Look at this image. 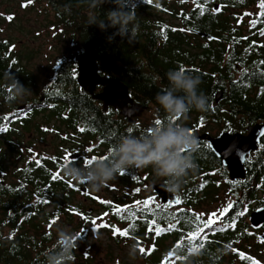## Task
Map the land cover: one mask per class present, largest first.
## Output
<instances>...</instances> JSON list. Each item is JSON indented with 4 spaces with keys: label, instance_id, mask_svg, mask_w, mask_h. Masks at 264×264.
Instances as JSON below:
<instances>
[{
    "label": "trees",
    "instance_id": "1",
    "mask_svg": "<svg viewBox=\"0 0 264 264\" xmlns=\"http://www.w3.org/2000/svg\"><path fill=\"white\" fill-rule=\"evenodd\" d=\"M32 2L38 5L45 3L46 9L53 15V28L60 31V37H63L60 39L71 45L69 51L77 46L76 55L89 52L101 76L120 80L141 100L143 95L160 91L162 84L167 86V71L177 67L199 75L202 81L199 88L209 99L215 90L223 91L226 101L213 107L212 112L192 110L188 113L189 120H181L195 136L199 122L207 120L217 124H222V119L228 120L231 133L264 123V100L248 99V84L241 85V63L245 59L241 55V33L235 26L236 18L224 16L229 10L240 9L244 0H130L129 6H134L138 24L131 43L130 33L121 37L114 35L117 28L101 30L95 24L87 25L88 5L81 0H30ZM65 5L71 7L70 13L65 12ZM214 5L220 7L217 12L213 11ZM115 8L114 0H109L98 9L105 24L108 23L107 12ZM257 26L263 30L264 23L258 22L252 30ZM189 30L209 34L214 39L208 42L190 35ZM109 37L113 38L110 40ZM8 46L6 40H0V98L4 97L6 103L13 100L5 91L8 88V74L11 75L9 67L17 66L15 72H21L23 86L30 80L23 67L19 66L17 57L9 56ZM227 72L228 84L224 82ZM154 74H158L161 80L153 83L150 77ZM76 75V63L72 55L68 59L58 58L55 68L50 72L49 84L42 93L44 98L53 102L51 115L53 120L61 124L62 130H59L69 137V143L76 144L71 149L80 151L88 158L103 156L115 144V121L110 109L104 112L88 93L78 87ZM227 98L228 114L222 112ZM12 107L2 108L0 104V173L4 172L7 155L16 150L13 138L19 139L16 135L18 129L9 127L12 124L10 121L17 116V112H12ZM27 123L29 125V121ZM117 125L123 132L121 134L118 130L119 139L128 133L130 125L121 120ZM91 142L94 143V151L84 150ZM200 144L201 148L193 154L198 171L187 180L183 191L176 195L181 199L179 206L161 204L152 192L150 200L154 203L149 204L146 210L142 205L127 206L128 203L122 197H114L109 203L101 205L102 210L113 215L117 225L109 224L106 229L127 232L126 236H120L128 245L135 242L143 247L144 251L138 255L140 264H162L166 253L168 264H184L186 250L201 244L199 237L192 242L189 240V219L199 215L195 210L205 206V201H212L222 191L230 197L233 208L219 216L211 228L203 229L204 254L195 259L193 264H251V261L260 264L261 257L249 255L244 246L249 239L246 231L252 229L246 222L248 213L264 207V142L260 153L246 163L245 168L250 176L237 182L228 179L227 170L210 148ZM3 146L7 151L3 150ZM56 155L52 159L39 158L38 163L36 160L30 161L20 177L15 178L12 173L4 181L3 187L0 186V264H43V252L55 243L57 223L79 232L80 245L88 244L86 237L89 229L86 224L90 223L87 221L89 216L83 213L86 217L84 222L77 223L80 225L75 228L73 216L82 210L79 204L72 203L74 192L62 172L65 162H72ZM151 173L150 168L139 171L131 168L116 182L139 191L143 187L140 177H150ZM213 173H220L216 176L223 180L222 185L216 183ZM137 174H140L139 178ZM53 176H57V179L54 180ZM150 183L162 185V181L156 179ZM135 198H139L138 194L132 196L133 201ZM253 202H256L255 207L252 206ZM118 207L129 209V212L117 214ZM241 211L244 213L242 216L238 215ZM199 216L202 221L205 219ZM65 217L68 223L62 219ZM152 220L164 229L159 236L155 235ZM229 224L235 227H228ZM80 245L75 252L74 264H92L93 260L88 258V254L86 258L81 256ZM225 245L229 246L230 251L226 255H219L217 250Z\"/></svg>",
    "mask_w": 264,
    "mask_h": 264
},
{
    "label": "clouds",
    "instance_id": "2",
    "mask_svg": "<svg viewBox=\"0 0 264 264\" xmlns=\"http://www.w3.org/2000/svg\"><path fill=\"white\" fill-rule=\"evenodd\" d=\"M81 2L88 5L87 25L95 24L101 30L108 27L117 28L118 31L114 35L124 37L130 33L129 43L134 40L138 24L135 8L129 6L130 0H114L116 8L107 12V24L100 18L98 9L109 0ZM64 10L70 13L71 7L65 5ZM112 38L109 37L110 40ZM8 77L7 87L12 99L22 100L31 93L15 77L9 74ZM166 77L168 85L162 86L155 95V101L159 109L166 114V119H155L153 124L139 135L129 128L128 134L120 136L103 156H92L81 164L75 161L65 163L62 172L66 180L77 185H86L90 191L98 192L131 168L138 171L150 168L154 178L162 181L166 192L179 195L183 191L187 180L198 171L193 154L201 148V144L192 130L179 121L186 120L192 110L207 112L210 109V101L199 88L202 83L199 75L177 67L169 69ZM150 78L153 83L161 80L158 74L151 75ZM136 126L139 127V124ZM55 233V243L42 254L43 264H74L81 234L59 223L55 226ZM217 251L219 255H226L230 248L225 245ZM139 252L137 243L128 245L130 260L137 259ZM203 254L204 249L201 246L189 247L184 253V264H193L194 260Z\"/></svg>",
    "mask_w": 264,
    "mask_h": 264
},
{
    "label": "rangeland",
    "instance_id": "3",
    "mask_svg": "<svg viewBox=\"0 0 264 264\" xmlns=\"http://www.w3.org/2000/svg\"><path fill=\"white\" fill-rule=\"evenodd\" d=\"M260 3L261 0H244V5L240 9L229 10L225 12L224 16L231 19L236 18L235 26L240 29L241 35L248 34L250 31L248 27L253 25L252 21L258 15L256 11ZM52 16V13L46 9L45 3L38 5L33 2L21 3L19 0H0V40H6L9 43L7 48L9 56L17 57L19 66L23 67L30 78L24 86L31 93L26 95L24 99L17 100L18 103L24 102L26 99L37 98L43 89L48 86L51 79L50 72L55 68L58 58L68 59L70 55L72 57L76 55L77 46L69 51L71 45L68 41L60 39L63 37H60L59 30L53 28ZM9 17L12 19H9ZM60 125L55 120H51L46 125L42 124L41 131L36 132L34 129H30L28 133L21 134L22 142L19 145V142H15L18 145V154L16 156L7 155L9 163L7 170L14 171L16 167L19 168L16 163L19 155H22L24 163L46 154H58L66 161L70 153L67 151H70L71 145L74 143H69V137L65 132H61L62 126ZM209 129V132L212 133L217 131L213 125H210ZM93 148H95L94 143L91 142L85 146L84 150L91 149L93 152ZM99 151L100 149L97 152ZM7 172L9 173V171ZM213 174H215L213 177L215 176L217 179L215 180L216 183L222 185L223 180L216 176L220 173ZM2 177L0 176V178ZM141 179L143 181L150 180L151 182L155 178L151 173L150 177L143 175ZM89 192L91 194L89 200H85L80 194L75 195L72 200L73 204L80 205L83 213L88 214V220L90 221L89 224H86V228L89 229L86 237L88 244H81L79 247L81 256L83 255V258H86L85 255L88 254V258L93 260L92 264H117V262L119 264H140V256L135 260L129 259L128 243L122 239L123 237L106 229L109 224L116 227L117 225L113 215L102 210L101 205L103 203L101 201L109 203L114 197H122L128 203L127 206L140 207L137 201L152 198L149 184L143 182V187L139 191H134L130 185L125 186L113 181L98 192L90 190ZM134 194H138L139 198H135L133 201L132 196ZM231 202L230 197L226 196L225 191H222L219 194L217 193L212 201H205V206L195 211L207 219L208 214L220 213ZM252 206L255 207L256 202H253ZM249 215L250 213H248L246 222L251 227ZM62 219L65 223H68L66 217ZM73 220L75 228H77L80 225L77 224L79 223L77 217ZM93 221L96 223H93ZM101 225H106V227H101ZM118 228H121V225H118ZM256 230L258 231L249 228L246 231L249 239L245 241L244 247L249 255L260 256L262 258L259 259L264 260V242L259 239L261 235L259 229ZM139 247L141 252L143 247ZM140 252L138 255H140ZM167 257L168 254L166 253L165 260Z\"/></svg>",
    "mask_w": 264,
    "mask_h": 264
},
{
    "label": "flooded vegetation",
    "instance_id": "4",
    "mask_svg": "<svg viewBox=\"0 0 264 264\" xmlns=\"http://www.w3.org/2000/svg\"><path fill=\"white\" fill-rule=\"evenodd\" d=\"M256 13L258 14L257 17L255 18L254 21H256V25L258 24V22H263L264 23V9H261L260 7L257 9ZM255 25V26H256ZM252 27H254L253 25L249 26L248 29L250 30L248 34L245 35H241V55L242 58L245 59V61H243V64L241 63V85L248 84L246 86V88H248L247 93H248V99H254L257 101V99L262 98V100H264V64H261V61H264V36L260 35L261 33V29L260 26H257L254 30H252ZM264 31V28H263ZM193 36V35H192ZM202 39V38H201ZM205 40V39H204ZM18 69L17 66H13V67H9L8 72L15 77V79L22 84L21 80H22V75L21 72H15V70ZM14 71V72H12ZM77 73V72H76ZM226 77L224 79V82L226 84L229 83V74L228 72L225 73ZM77 76V75H76ZM27 84V83H25ZM126 86V85H125ZM163 86V84H162ZM127 87V86H126ZM128 89V96L129 99L131 101H133L134 104L139 105L141 107V114L139 116H135V117H131V121L129 122L128 119L123 116L121 114V110L118 109L117 107H110L108 109L111 110L113 119H114V127L115 129H117L115 131V143L118 140V130L120 131L121 134H123V132L118 129V125L117 122L118 121H123L125 124L128 123V125H130L129 128L132 129L134 134H141L143 131H145L149 126H151L154 122L155 119L159 118L161 120H165L166 119V114L163 112L162 109H159V105H157L156 101H155V95L157 94L154 93L152 95H143L142 96V100L140 98H138L137 96L133 95V93ZM6 92L9 93V89L6 88L5 89ZM4 91V92H5ZM222 92V98L218 103H215V100L213 98V94L216 92ZM3 92V93H4ZM102 92V88L98 87L95 90V94H99ZM87 93V92H85ZM89 95V94H88ZM4 97L0 98V104L2 105V108H7L8 106H13L12 107V112H17V116L12 119L10 122H12V124L9 125V127H13L15 128L16 131V135L18 136L19 139L13 138V142H19L18 145L22 142V137L21 134L23 133H28L30 129H34L36 132L37 131H41L42 130V124H47L48 122H50L52 119V109H53V102L52 100H49L48 98H44V94L41 92L39 94V96L36 98H30V99H26L24 102H20L18 103L17 100H12V102H4ZM94 101V100H93ZM210 101V109L209 111L212 112V108L213 107H218L219 104L224 103V101H226V99H223V91H221L220 89L215 90L212 93L211 99H209ZM228 98H227V103L225 104V110L222 112H225L226 114H228ZM97 102L103 109V105L101 102L99 101H95ZM128 107H130V105H128ZM17 109H19L20 111H17ZM159 109V112L157 111ZM15 114V113H14ZM129 114V112H128ZM203 115V114H200ZM244 115L242 114L241 117H243ZM38 120V121H37ZM27 121H29V125H27ZM201 121V120H200ZM180 123L182 121H179ZM5 124V123H4ZM139 124V127H137L136 125ZM257 124H263L264 123H257ZM213 125L214 127H216V132L212 133L209 132V126ZM254 125V124H253ZM251 126V125H250ZM249 127V126H248ZM245 127L244 131L241 132H230L229 129V122L228 120L222 119V124H217L214 121L211 120H207V122L202 121L199 122L195 132H196V137L199 138L201 135L203 134H207L209 137H217L220 133L222 132H228L230 134H234V133H238L240 135L245 136L247 134V128ZM5 128L7 129L8 126ZM128 128V129H129ZM3 127H2V131H3ZM127 129V130H128ZM128 134V133H127ZM200 143H203V145L208 146V143L206 141H202L199 140ZM264 142V137L261 138L260 143L258 145V149L256 152H258L257 154H255L256 152H253L250 154L249 157H247L246 162H245V166L246 163L249 159H251L254 155H258L262 149V143ZM18 145L15 143V152L10 154V155H17L18 154ZM72 147H76V144H72ZM3 150L5 146L2 147ZM98 151V150H96ZM70 152L69 155L71 153H78L80 155V158L78 160H74L77 164H81L84 163V157L82 154H80V151H74L73 149L70 148ZM212 152V151H211ZM68 155V156H69ZM54 156H57L56 154L54 155H44V156H40L37 157L31 161L34 160H38L39 158H48V159H52ZM8 160V157H7ZM6 160L5 164H4V172L0 173V176L3 178H0V186L3 187L4 185V181L7 180L6 178H8L9 176L12 175V173H14L15 175H13L15 178L16 177H20L22 172L26 169L25 167L28 165V162L24 163L23 161V157L22 155H19L16 159V163L18 164L19 168L16 167V169L14 171L11 170H7V166L9 165L8 161ZM69 159H67L68 161ZM70 161V160H69ZM71 161V162H74ZM66 163V162H65ZM246 169V168H245ZM7 171L12 172L11 174H9ZM138 178L140 176V174H137ZM250 175L247 172V175L245 177L248 178ZM6 177V178H4ZM141 178V177H140ZM5 179V180H4ZM142 182H146V184H149V188L150 191L153 193L151 187L154 185H160L159 183L154 184V183H150V181H143V179H141ZM68 185L70 187V189L74 192V196L80 194L85 200H89L91 197V194L89 192V189L86 187V185L80 184L77 185L74 182H70L68 181ZM81 188H86L87 189V194H81L80 193V189ZM262 208V207H260ZM258 209V208H257ZM256 210V209H255ZM254 211V210H253ZM251 211V212H253ZM250 212V213H251ZM85 214H83V211H81L80 214H76L75 216H73V219L75 217H77V221L78 222H84V217ZM89 221V220H87ZM73 224L74 220H72ZM71 226V225H70ZM258 231V230H255ZM260 233L262 234L264 232V226H262L259 229ZM264 244V243H263ZM80 245V242H79ZM262 258V257H261ZM260 264H264V260H260Z\"/></svg>",
    "mask_w": 264,
    "mask_h": 264
},
{
    "label": "water",
    "instance_id": "5",
    "mask_svg": "<svg viewBox=\"0 0 264 264\" xmlns=\"http://www.w3.org/2000/svg\"><path fill=\"white\" fill-rule=\"evenodd\" d=\"M219 9L220 7L218 5L213 6L214 12H217ZM188 33L205 39L208 42L214 39L209 34L195 30H189ZM74 62L76 63L77 72L76 84L80 89L87 92L94 101L101 102L104 112L110 107H117L129 122L131 121V117L141 114V107L129 99L127 87L118 79L101 76L97 63L89 52L75 55ZM98 87L102 88V92L95 94V90ZM213 98L215 103H218L222 98V92L214 93ZM246 131L247 134L245 136L238 133L230 134L228 132H222L214 138L209 137L207 134L199 137V140L206 141L208 145L212 146L211 148L209 147L210 150L227 170L228 179L231 182L245 179L247 175V170L245 169L246 159L251 153L257 151L260 140L263 138L260 136V133L264 131V125L254 124L249 126ZM79 158L80 155L78 153H71L68 156L70 161L78 160ZM87 159L89 158L84 157L85 161ZM151 189L161 204L176 206L174 203L177 198L176 195L166 192L162 185H154ZM80 193L83 195L87 194V189L81 188ZM249 224L253 230L260 229L264 226V208H258L250 213ZM259 239L264 241V232L259 236ZM168 263L169 260L166 259L162 264Z\"/></svg>",
    "mask_w": 264,
    "mask_h": 264
},
{
    "label": "snow or ice",
    "instance_id": "6",
    "mask_svg": "<svg viewBox=\"0 0 264 264\" xmlns=\"http://www.w3.org/2000/svg\"><path fill=\"white\" fill-rule=\"evenodd\" d=\"M30 2V0H29ZM194 2H198V0H194ZM259 7L261 9H264V0H261V3L259 5ZM9 19H12L11 17H9ZM256 21H252L253 26L256 25ZM260 35L264 36V31H261ZM166 38V37H165ZM261 64H264V61H261ZM81 131H83V129H81ZM261 137H264V131H262L260 133ZM208 147H212L211 145H208ZM38 163V161H37ZM54 180L57 179V176H53L52 177ZM102 203H105L104 201H101ZM154 203V201L152 200H145V201H137V204L142 205V207L146 210L149 204ZM176 206H179L181 204V199L179 197H177L174 201ZM169 207H171V205H169ZM233 208V205L231 203H229L227 205V207L225 209H223L220 213L217 212H213L211 214H208L207 219H204L203 221L201 220V217L199 215H196L192 218L189 219V224L191 225V234L189 236V240L190 242L195 241L198 237L201 239V244L200 246H203V229L205 228H211L212 225L216 222V219L218 216H221L225 213H228L230 209ZM129 212V209H122V208H117L116 209V213L120 214V213H127ZM133 215H135V213H132ZM238 215H244L243 211L239 212ZM93 223H96L95 221H93ZM151 225L153 226V229L155 231V235L159 236L164 229L160 228L159 226H157L156 221L152 220L151 221ZM101 227H106V225H101ZM228 227H235L234 224H229ZM114 234H118V235H122V236H126L127 232L121 231L119 229H113ZM264 242V241H262ZM141 251L143 252L144 250L141 249ZM241 257H243V254H241ZM251 261V258H248ZM251 264H256L255 261H251Z\"/></svg>",
    "mask_w": 264,
    "mask_h": 264
}]
</instances>
